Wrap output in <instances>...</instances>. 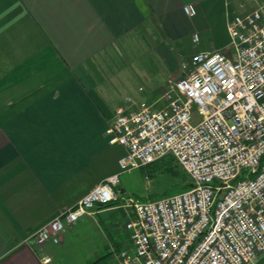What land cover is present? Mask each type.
Here are the masks:
<instances>
[{
    "label": "crops",
    "instance_id": "0c3cea01",
    "mask_svg": "<svg viewBox=\"0 0 264 264\" xmlns=\"http://www.w3.org/2000/svg\"><path fill=\"white\" fill-rule=\"evenodd\" d=\"M188 2L193 15L183 9ZM252 6L0 0V264H45L43 254L51 256L48 264H120L116 251L131 242L130 205H96L66 225L57 242L39 244L30 234L119 169L124 147L109 142L105 128L125 96L159 98L175 66L169 56L228 50V20ZM148 49L163 63L147 72L134 61Z\"/></svg>",
    "mask_w": 264,
    "mask_h": 264
},
{
    "label": "built area",
    "instance_id": "2783aa9c",
    "mask_svg": "<svg viewBox=\"0 0 264 264\" xmlns=\"http://www.w3.org/2000/svg\"><path fill=\"white\" fill-rule=\"evenodd\" d=\"M252 1L227 22L228 50L191 53L155 100L125 96L105 128L109 142L124 147L119 169L41 223L34 241L57 242L66 225L114 201L133 207L131 242L116 251L120 264H257L264 256V0ZM183 9L196 12L192 2ZM169 154L190 186L121 202L120 173ZM41 259L48 264L51 256Z\"/></svg>",
    "mask_w": 264,
    "mask_h": 264
},
{
    "label": "rangeland",
    "instance_id": "374dc122",
    "mask_svg": "<svg viewBox=\"0 0 264 264\" xmlns=\"http://www.w3.org/2000/svg\"><path fill=\"white\" fill-rule=\"evenodd\" d=\"M150 42L152 45L154 44V40H150ZM156 42L159 43L160 40L157 39ZM169 57L171 60H174L175 66L173 70L166 73L163 88L157 95L159 97L161 96L162 91L169 86L168 78L171 75L178 76L183 74L184 65H188L190 61L189 56L177 57V55H175ZM135 58L136 59L134 63L136 68L139 69L142 66V69L147 72L156 65H162L163 63L162 56L158 52L156 53L153 49L151 51L148 49L146 54H143V56L139 57L136 56ZM125 59L132 63L131 60L133 59H131V57L126 56ZM155 59L157 60L158 64L155 62ZM141 83L144 84V82ZM171 162H174L172 161V157L166 156L162 160L153 162L151 166L146 165L144 167L122 171L119 175V184L121 185V192L124 195V198H122L121 202L128 201L129 199L127 198L129 197L134 199L155 198L164 194L179 191L186 187L184 186V182L190 179L189 176L181 167L178 169L176 167L171 169L166 167V165Z\"/></svg>",
    "mask_w": 264,
    "mask_h": 264
},
{
    "label": "trees",
    "instance_id": "16d2710c",
    "mask_svg": "<svg viewBox=\"0 0 264 264\" xmlns=\"http://www.w3.org/2000/svg\"><path fill=\"white\" fill-rule=\"evenodd\" d=\"M167 157L168 156H171L172 157V161H174V162H171V163H168L167 165H166V167H168L169 169H171V168H173V167H176L177 169L178 168H182L185 172H186V174L189 176V178H190V175L187 173V171L180 165V163L178 162V160L173 156V155H171V154H169V155H166ZM166 156H163V157H161V158H159V159H157L156 161H158V160H162L163 158H165ZM155 162V161H154ZM151 164L152 163H150V165L148 164V166H151ZM180 165V166H179ZM144 167V166H143ZM176 169V170H177ZM184 178H185V175H184ZM190 184H191V178L189 179V180H186L185 182H184V186H186V187H184V188H187L188 186H190ZM183 188V189H184Z\"/></svg>",
    "mask_w": 264,
    "mask_h": 264
}]
</instances>
